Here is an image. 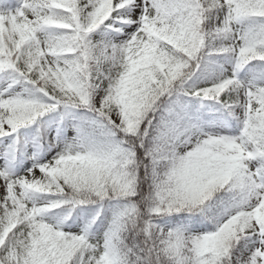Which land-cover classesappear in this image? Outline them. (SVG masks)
<instances>
[{"label": "snow or ice", "instance_id": "6c2138e0", "mask_svg": "<svg viewBox=\"0 0 264 264\" xmlns=\"http://www.w3.org/2000/svg\"><path fill=\"white\" fill-rule=\"evenodd\" d=\"M0 264H264V0H0Z\"/></svg>", "mask_w": 264, "mask_h": 264}]
</instances>
